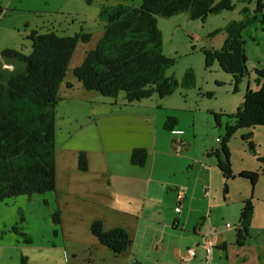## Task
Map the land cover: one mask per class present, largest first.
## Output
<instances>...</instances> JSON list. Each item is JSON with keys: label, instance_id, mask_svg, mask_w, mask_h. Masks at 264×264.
Returning <instances> with one entry per match:
<instances>
[{"label": "rangeland", "instance_id": "obj_1", "mask_svg": "<svg viewBox=\"0 0 264 264\" xmlns=\"http://www.w3.org/2000/svg\"><path fill=\"white\" fill-rule=\"evenodd\" d=\"M231 1L234 6L231 10L209 14L205 20L193 19L186 11L172 17L160 16L158 18V26L163 34L164 53L176 60L168 70V74L181 81L186 72L192 69L195 74V84L190 87L179 86L174 93L158 100L157 103L161 107L156 111L152 108L149 110L117 108L111 97L95 90H86L73 74L74 68L83 62L88 51L96 47L104 33L106 22L100 14L102 7L120 2L138 5L141 0H20L17 3L20 8L29 9L28 5H35L37 9H43L45 12L35 14L36 12L29 13L28 10L14 11L6 18V21H21L22 18L26 19L30 16L38 20V25H43L46 21L48 27H54L41 28V32L52 30L63 36H74L78 33L90 35L88 42L78 43L69 64L66 80L59 91L60 101L56 114L59 166L64 154L68 156L67 161L70 162L75 155L78 158L80 152L87 154L93 150L91 166L104 168V173L110 174L111 182H118L115 193L119 199L122 193L130 189L127 187V182L121 178L119 168L112 165L114 161L111 162V160L118 156L120 159L118 165L120 163L126 169L127 165L123 161L125 154L122 150L126 151L131 143L142 141L147 134L149 138L143 143L153 140L154 130L157 134L155 144L159 147L162 137L167 134L162 127L164 115L176 117L178 119L176 127H182L184 130L174 133L173 136L176 139L182 138L186 145L185 150L179 155L158 153L157 170L164 173L162 176L166 181L179 183L180 189L186 190L185 183L189 180L192 182L191 188L196 191L189 200L192 202L194 197H198L194 202L195 209L192 211L197 221L210 216V220L224 222V225L229 221L235 225L236 222H233L231 218H223L226 213L225 208L228 213L232 214L231 217L235 215L236 219L240 200L244 197L252 198L255 217L251 232L253 238L256 239L261 238L264 231V163L260 162L257 156L250 151L242 136L252 131V140L256 145L257 153L264 156V126H258L257 129H239L232 137L229 148L235 178L227 182L229 188L227 199H224L226 182L223 175L216 173L211 177L212 183L204 188L198 181L201 175L204 177L203 172H208L205 171L204 165L209 160L208 157L212 150L219 148L220 139L224 135L225 125L229 120V117L222 116L223 126L219 127L214 113H235L242 105L245 95L244 83L239 85L236 92L233 76L226 73L217 62L210 66L206 65L204 50L222 47L227 37L225 27L228 23L250 18L251 23L243 32L247 55L250 54L248 67L253 72L255 67L264 66V24L262 22L264 10L258 12L256 18L253 17L260 0ZM17 15L18 19L15 17ZM22 43L18 49L29 53L31 42L26 40ZM208 93H213V95L209 96ZM122 96H120L121 99ZM141 102L148 101L142 99ZM140 116L146 117L139 119ZM155 124L157 128L154 127ZM168 132L172 135V132ZM92 137L95 140L87 143L88 138ZM206 147L210 148L209 154ZM215 150L210 156L217 165ZM101 151L105 152V156ZM94 155L102 157L103 161L92 157ZM243 167L253 170L261 169V175L255 186L250 179L239 177L238 173ZM72 169L76 168L72 167ZM97 171L99 170L96 169L94 172ZM157 173L156 171L155 176ZM80 174L78 172L76 177H80ZM93 175L95 174L90 175L91 178ZM61 177L60 172L57 189L54 191L33 195L22 194L0 201V264H23V259L26 260V264H69L67 253L69 256H81L84 245H91L93 234L90 220L93 213L86 211L79 204L82 198L78 199L75 193L81 194L82 191L75 193L70 191L74 189V184L69 186L67 191L61 190ZM144 184L145 182L140 180L134 186L139 189ZM151 185V194L145 213L148 219L144 220L143 229L139 233L141 243L136 246L139 254L135 257L143 258L144 264H207L204 259H200V256L194 260L189 258L185 241H183V239H188V235L183 236L184 232L180 229L173 233L166 232L165 237L159 234L158 238L163 241V248L158 249L156 241L159 239L154 233L163 229L164 223L160 222L161 217L166 219L176 212V200L163 191L164 184L161 185L153 180ZM205 189L210 190L209 195L212 194V200L206 196ZM83 195L87 194L83 193ZM129 195L130 193L125 194V196ZM88 200L94 210L102 208L101 201L94 203L95 200L92 198ZM120 201L123 203L124 200ZM123 204L127 207L128 203ZM128 208L131 209V206ZM58 212L61 219L60 224L53 220ZM168 229L174 230L171 227ZM229 234L234 237L236 230H230ZM67 248L72 250L69 251ZM216 259L221 264L219 258L216 257Z\"/></svg>", "mask_w": 264, "mask_h": 264}, {"label": "trees", "instance_id": "obj_2", "mask_svg": "<svg viewBox=\"0 0 264 264\" xmlns=\"http://www.w3.org/2000/svg\"><path fill=\"white\" fill-rule=\"evenodd\" d=\"M233 7L231 0H141L138 5L125 2L105 5L100 12L106 22L104 33L96 47L88 51L83 62L74 68L73 74L86 90L98 91L115 100L121 99V95L127 103L139 102L154 95L164 98L179 86L194 85L195 74L191 69L181 81L168 74L176 60L164 53L158 18L172 17L186 11L193 19L205 20L209 14ZM263 10L264 0H260L253 17L256 18L257 13ZM245 14L247 16L246 10ZM250 21L247 18L228 23L225 27L227 37L222 47L204 50L206 65L217 62L226 73L231 74L236 92L253 72L258 86L253 89L249 84L243 103L235 113H214L219 127L223 126L222 116L229 117L220 146L214 153L227 179L235 177L229 148L232 137L239 129L264 126V68H256L253 72L249 69L243 34ZM262 22L264 24V19ZM55 32L34 30L28 35L31 41L29 53L8 48L1 54L0 201L57 189L56 114L59 91L66 80L78 43L88 42L90 35L78 33L63 36ZM208 95L212 96L213 93ZM177 123L176 117L169 116L165 128L174 131ZM242 137L250 151L264 163V156L257 153L252 140L253 132ZM148 156L145 148H135L131 161L134 165L142 166L146 164ZM78 168L81 171L89 168L85 152L79 153ZM260 171L243 170L239 176L250 179L255 186ZM254 212L252 198L245 200L237 229L240 242L249 235ZM53 220L61 223L59 212ZM92 233L116 254L126 252L132 242L125 228L106 230L100 219L93 222ZM22 263L26 264V260L23 259Z\"/></svg>", "mask_w": 264, "mask_h": 264}, {"label": "crops", "instance_id": "obj_3", "mask_svg": "<svg viewBox=\"0 0 264 264\" xmlns=\"http://www.w3.org/2000/svg\"><path fill=\"white\" fill-rule=\"evenodd\" d=\"M20 0H0V60L2 59L1 53L3 50L12 48V49H18L19 46H22V42L24 41H30L28 38V35L34 31L37 30L41 32V28H54L48 27L47 22L44 21L43 25H38L36 19L31 18L30 16H27L26 19L22 18V20H17L7 22L6 18L10 16V13H14V11L19 12L22 10H28L29 13L36 12L35 14L43 13L45 12L43 9H37V6L35 5H28L29 9L26 8H20L19 3ZM30 4V3H27ZM16 19H18V15L15 16ZM55 30V29H54ZM31 42V41H30ZM250 54H248V60H249ZM261 63V61H260ZM13 68V67H12ZM256 68H264V66L259 65ZM256 75L255 73H251L249 78L247 80H244L245 85V91L247 88L250 87L253 89H257L258 86L255 83ZM69 85H73L72 83H69ZM112 99V98H111ZM110 99V100H111ZM163 98L158 97L157 95L152 96L151 98H148V102H132L127 103L123 99L119 100H113V104L117 107H129V110L131 109H156L160 108L161 105L157 103L158 100H162ZM122 100V102H121ZM244 100V97H243ZM243 103V102H242ZM115 108V107H113ZM115 108V109H117ZM134 113V112H131ZM170 116V115H169ZM167 114L164 115V120L162 123L163 131L167 132L162 137V141L160 143V146L157 147V144H155V141L157 140V134H155L154 130V139L150 140L147 143L146 142L149 138V134L143 138L142 141H138L135 144H129L126 151L122 150V153L125 154L124 156V162L125 165H127V168L124 169L122 167V164L119 163L120 159H118V156H115L112 161V165H114L116 168H119L120 176L127 182V187L130 189V191H126L125 193H122L120 195V198L118 199L117 193H115V187L118 185V182H111V177L109 173H104V168L101 169L100 167H93L91 166V155L92 151L90 150L87 152L88 160H89V168L87 171H80L77 165V155L72 157V160L69 162L67 161L68 156L64 154L62 161L59 166L58 157H57V182H58V176L59 173H62L61 177V190H68L69 186L74 184V189L70 191H82V193H75L78 199L80 200V205L85 208L86 211L93 213L91 215L90 220V228L92 232V224L95 220H102L104 224V228L106 230L113 229L115 227H122L125 228L131 238L132 242L130 246L128 247V250L126 252H123L121 254L114 253L111 249H109L106 245L102 244V242L96 237L93 233L92 235V241L91 245H84V251L82 252L81 256L78 255H72L69 256L67 253V258L69 263L74 264H144L143 258L135 257L139 254V251L136 250V246L139 242V233L142 231L144 226V220H147L148 218L145 216L146 213V204L148 202V198L151 194V188H152V181L155 180V182H159L161 185L164 184L163 191L167 193V195H171L174 200H176V212H174L171 216H168L166 219L161 217L160 222L164 223L163 229L158 230L154 233L155 237L159 239L157 242L158 249L163 248V241H161L160 238H158V235L161 234L164 237L166 236V232L173 233L175 230L180 229L183 231V236L188 235V239L184 240L185 245L187 247V253L190 249H193L195 251V255L193 257L189 258L191 260L197 259V256H200L201 260H205L207 264H219L216 259V257L219 258L221 261V264H264V231L263 236L261 238H253L251 228L253 226L254 217L252 220L251 227L249 229V235L246 237L245 240L239 241L238 240V225L240 221V215L241 210L243 208L244 201L249 199L248 197H244L242 200H240L239 204V211L237 214V217L234 219L231 217L232 214L228 213V211L225 208V215L223 216L224 219L231 218L233 222H236L235 225L230 223L229 221L225 223L220 222L217 220H210V216L203 217L199 221L196 220L195 216L192 214V211L195 209L194 202L198 199V197H194V200L192 202L189 200L192 198V196L195 194L196 190H193L191 188L192 182L189 180L188 183H185L186 190L180 189L178 186L179 183H171L166 181L164 176H162L164 173H162L160 170H157V161L156 157L158 153H163L167 155H179L182 154V152L185 150V143L181 139H176L173 135L174 132H172V135L169 134V130L165 128V121L169 117ZM134 117V116H131ZM143 117L146 116H140L139 119H143ZM129 118H127L128 120ZM157 128V124L154 126ZM257 129V128H256ZM175 130L183 131L184 129L182 127L177 128L175 127ZM107 135V134H106ZM57 139V136H56ZM95 140L94 137L91 139L88 138L86 141L87 143H91ZM102 140V139H101ZM182 140V141H180ZM102 147V146H101ZM145 148L149 154L148 160L145 165H134L131 161V154L135 148ZM215 150V149H213ZM213 150L211 154L213 155ZM206 151L210 152V148L206 147ZM102 152V151H101ZM153 152V154H152ZM104 153L105 156V152ZM210 154V155H211ZM208 157V163L206 162L204 167L205 171L203 172V176L198 178L199 183H201L202 187H207L210 183H212L213 177L216 173L219 175H223L224 181L226 182L224 184V199H227V194L229 193L228 188V180L234 179L230 178L227 179L221 169L219 168L218 164L216 165V162L212 161L210 156ZM155 156V159H154ZM71 157V156H69ZM94 158H97L99 160L103 161V158L100 156H92ZM106 159V158H105ZM218 160V157H216ZM110 161V160H107ZM218 163V161H217ZM76 168V169H72ZM107 167V166H105ZM96 169L99 171L94 172ZM243 170H253L251 168L243 167L241 171ZM156 171L157 176H155ZM234 171V170H233ZM240 171V172H241ZM80 172V177H76L77 173ZM239 172V173H240ZM238 173V174H239ZM91 174H95L91 178ZM235 175V173H234ZM242 177V176H239ZM91 178V181H90ZM246 178V177H243ZM248 179V178H247ZM144 181L145 184L140 187L139 189H136L134 184L138 181ZM120 181V180H119ZM184 187V186H183ZM210 190L205 189L206 196H208L212 200V194L209 195ZM83 193H86L87 195L84 196ZM126 193H130L129 196H125ZM119 194V192H118ZM88 198H92L95 202L101 201L102 202V208L94 210V207L91 205V202H89ZM182 198L180 201L179 199ZM124 200L123 203L127 202V207H124V204L121 203L120 200ZM190 201V202H189ZM223 202V200H222ZM135 203H137L135 205ZM139 203V205H138ZM254 203V202H253ZM131 206V209L128 208ZM136 206L137 209H134ZM140 206V207H139ZM180 206L181 210L177 211V208ZM190 208L188 209V207ZM103 210V211H102ZM210 211V207H209ZM191 213V215H190ZM235 214V211H233ZM190 215V216H189ZM255 215V212H254ZM208 221L206 222V220ZM210 223V224H209ZM146 224V223H145ZM185 224V225H184ZM209 224V225H208ZM227 224H230L229 227H227ZM208 225V227H207ZM172 228L174 230H169L168 228ZM215 229V237H216V246L212 248V250L208 253L205 248V240L209 237V229L210 228ZM206 229V230H205ZM235 229L236 235L233 237L229 234V231ZM95 236V237H94ZM72 238L74 236L72 235ZM134 240V241H133ZM136 240V243H135ZM153 239L151 240L152 243ZM69 251L72 249L67 248ZM186 255V254H185ZM189 260V261H191ZM188 261V262H189Z\"/></svg>", "mask_w": 264, "mask_h": 264}, {"label": "built area", "instance_id": "obj_4", "mask_svg": "<svg viewBox=\"0 0 264 264\" xmlns=\"http://www.w3.org/2000/svg\"><path fill=\"white\" fill-rule=\"evenodd\" d=\"M174 132L178 133L179 131H174ZM180 210L181 208H177V211H180ZM229 226L230 224H227V227ZM208 233H209V237L205 240V248H206V251L209 253L212 250V248L216 246L215 229L211 227ZM188 254L190 257H193L195 255V251L193 249H190L188 251Z\"/></svg>", "mask_w": 264, "mask_h": 264}, {"label": "clouds", "instance_id": "obj_5", "mask_svg": "<svg viewBox=\"0 0 264 264\" xmlns=\"http://www.w3.org/2000/svg\"><path fill=\"white\" fill-rule=\"evenodd\" d=\"M10 67H11V66H10ZM12 67H13V66H12ZM12 67H11V68H12ZM174 131H178V130H174ZM174 131H172V132H174ZM180 132H181V131H179L178 133H180ZM174 133H176V132H174Z\"/></svg>", "mask_w": 264, "mask_h": 264}]
</instances>
